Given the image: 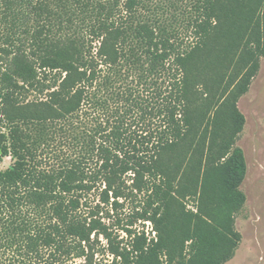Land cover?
<instances>
[{"label":"trees","instance_id":"obj_1","mask_svg":"<svg viewBox=\"0 0 264 264\" xmlns=\"http://www.w3.org/2000/svg\"><path fill=\"white\" fill-rule=\"evenodd\" d=\"M262 58L264 0H0V250L92 264L101 237L112 264L229 262L245 202L236 103ZM221 66L241 83L231 95L232 72L209 78L212 128L180 171L190 82ZM137 194L156 238L121 247L113 214Z\"/></svg>","mask_w":264,"mask_h":264},{"label":"rangeland","instance_id":"obj_2","mask_svg":"<svg viewBox=\"0 0 264 264\" xmlns=\"http://www.w3.org/2000/svg\"><path fill=\"white\" fill-rule=\"evenodd\" d=\"M230 72L234 82H229L226 89L228 93L234 95L235 87L241 83L235 82L241 77L242 72L239 70L232 71L221 66L216 70L202 71L190 82L192 91L190 118L193 128L184 147L176 154L173 161L180 164V171L186 164H193L191 155L193 145L191 147L190 145L194 131L199 134L202 131H210L212 128L210 121L213 110L203 103L206 88L212 84L208 82L209 78L219 73L229 76ZM33 98V95L29 96L30 100ZM236 106L244 118L242 132L237 137L235 146L241 149L246 163V174L239 188L245 196V202L235 216V229L240 234L241 240L234 257L226 264H264V58L260 60L259 70L250 82L247 92L238 98ZM10 165V158H5L0 169L5 170ZM145 199L146 196L143 194H137L134 198L125 201L123 207L113 214V221L118 220L117 227L113 228L112 242L114 244L121 242V247L128 246L131 242L128 237L129 232L144 233L149 239L156 238L154 227L148 220V215L144 213ZM185 202L188 204L187 209H191V204ZM104 248L106 249V241L100 237L93 245L92 264H112L114 258ZM17 259L14 250L3 248L0 250V264H20L19 261L15 262ZM84 263L82 259L75 260L71 264Z\"/></svg>","mask_w":264,"mask_h":264}]
</instances>
